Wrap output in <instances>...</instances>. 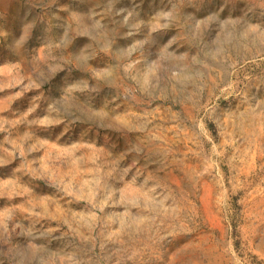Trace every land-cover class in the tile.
I'll use <instances>...</instances> for the list:
<instances>
[{"label": "rangeland", "instance_id": "rangeland-1", "mask_svg": "<svg viewBox=\"0 0 264 264\" xmlns=\"http://www.w3.org/2000/svg\"><path fill=\"white\" fill-rule=\"evenodd\" d=\"M0 264H264V0H0Z\"/></svg>", "mask_w": 264, "mask_h": 264}]
</instances>
